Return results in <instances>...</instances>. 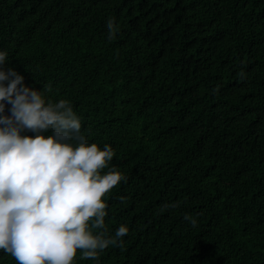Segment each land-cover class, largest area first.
<instances>
[{"label":"trees","instance_id":"obj_1","mask_svg":"<svg viewBox=\"0 0 264 264\" xmlns=\"http://www.w3.org/2000/svg\"><path fill=\"white\" fill-rule=\"evenodd\" d=\"M0 51L125 177L74 264H264V0H0Z\"/></svg>","mask_w":264,"mask_h":264},{"label":"clouds","instance_id":"obj_2","mask_svg":"<svg viewBox=\"0 0 264 264\" xmlns=\"http://www.w3.org/2000/svg\"><path fill=\"white\" fill-rule=\"evenodd\" d=\"M106 27L114 39L115 22ZM6 61L0 51V114L11 105V115H0V250L17 264H74L78 251L97 260L110 246L122 247L128 227L110 236L105 225L104 198L125 179L115 168L102 174L112 146L89 144L70 101H46L45 88L23 85L22 75L4 69ZM184 219L196 226L195 218Z\"/></svg>","mask_w":264,"mask_h":264}]
</instances>
